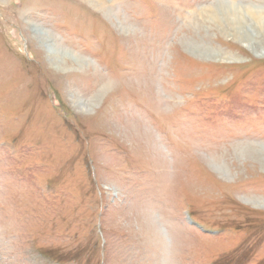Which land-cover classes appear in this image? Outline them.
I'll return each instance as SVG.
<instances>
[{
	"label": "rangeland",
	"instance_id": "rangeland-1",
	"mask_svg": "<svg viewBox=\"0 0 264 264\" xmlns=\"http://www.w3.org/2000/svg\"><path fill=\"white\" fill-rule=\"evenodd\" d=\"M260 17L0 0V264H264Z\"/></svg>",
	"mask_w": 264,
	"mask_h": 264
},
{
	"label": "bare ground",
	"instance_id": "bare-ground-1",
	"mask_svg": "<svg viewBox=\"0 0 264 264\" xmlns=\"http://www.w3.org/2000/svg\"><path fill=\"white\" fill-rule=\"evenodd\" d=\"M228 5H230V4H228ZM235 4H231V6L233 7ZM236 6V5H235ZM233 9H234V7H233ZM235 17V16H234ZM233 17V18H234ZM237 19H238V17H237ZM234 22H235V24H238L239 25V27L237 28V32H238V35L240 36V38H242V39H245L248 43H249V45L251 44L252 46H255V45H257V42H255V40H254V37L251 35V34H249V32H248V30H246V27L243 25H241V23H242V21H237V20H235V18H234ZM233 22V23H234ZM234 24V25H235ZM259 25H260V27L262 28V29H264V18L263 17H260V23H259ZM37 27V26H36ZM236 28V27H235ZM53 35V34H52ZM49 36H51V35H48V37H46V36H44V38H50ZM54 36V35H53ZM53 38V37H52ZM50 41V40H49ZM53 41V40H52ZM55 41V40H54ZM58 43V45H60V43L59 42H57ZM55 44V43H54ZM56 47H58L57 45H56ZM60 47V46H59ZM194 47V46H193ZM192 47V48H193ZM60 49V48H59ZM205 50H207V49H205ZM56 51V50H55ZM55 51H52V53H54ZM195 51H198V50H195ZM69 53V52H68ZM194 53V52H193ZM69 54H71V53H69ZM66 55H67V52H66ZM65 55V56H66ZM52 56V55H51ZM63 57V56H62ZM57 58V57H56ZM67 58V57H66ZM73 58L75 59V61L77 60L78 62L77 63H79V64H82V65H85L86 63H87V59L85 58V56L82 54V55H73ZM58 59V58H57ZM63 59V58H62ZM107 79V78H106ZM112 78H110V80H111ZM155 82V81H154ZM107 85L109 84V83H106ZM106 86V85H105ZM81 101V100H80ZM77 102V103H76ZM76 102H74L76 105L78 104V101H76ZM80 106V105H79ZM83 109H84V107H83ZM144 119V118H143ZM147 122V121H146ZM145 122V123H146ZM148 124V123H147ZM146 124V125H147ZM150 130V129H149ZM148 128L146 129L145 128V132H144V135L146 136V134H148ZM152 131V130H151ZM150 133V132H149ZM158 137V136H157ZM159 139V138H158ZM247 146V145H246ZM215 156V155H214ZM170 162V161H169ZM223 168V167H222ZM218 169V168H217ZM219 170V169H218ZM224 172V171H223ZM149 224V223H148ZM173 224V223H172ZM175 227H177L176 225H175ZM161 232H163V231H161ZM164 233V232H163ZM166 233V232H165ZM170 237V236H169ZM165 241V240H164Z\"/></svg>",
	"mask_w": 264,
	"mask_h": 264
}]
</instances>
